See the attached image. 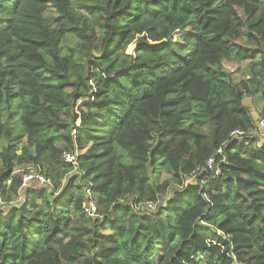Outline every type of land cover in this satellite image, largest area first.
<instances>
[{
  "label": "trees",
  "instance_id": "16d2710c",
  "mask_svg": "<svg viewBox=\"0 0 264 264\" xmlns=\"http://www.w3.org/2000/svg\"><path fill=\"white\" fill-rule=\"evenodd\" d=\"M246 97L264 0H0V264H264V138H229ZM34 165L52 186L22 188Z\"/></svg>",
  "mask_w": 264,
  "mask_h": 264
},
{
  "label": "built area",
  "instance_id": "2783aa9c",
  "mask_svg": "<svg viewBox=\"0 0 264 264\" xmlns=\"http://www.w3.org/2000/svg\"><path fill=\"white\" fill-rule=\"evenodd\" d=\"M262 132H264V118H259L257 124L255 125V127L249 129V130H241V129H235L230 133V138L231 139H235L238 138V136H247V135H258L261 134ZM222 150H218L217 154H221ZM65 161L67 163H70L73 166V170H78V166H77V158L75 157L74 154L71 153H66L65 154ZM215 157H212L208 160L207 165L209 167H213V165L215 164ZM19 172L23 173V186L22 188L25 189L27 188V186H29V182L32 179H36L38 180L40 183L45 184V185H51V181L46 177V175L43 173L42 169L39 166H28L27 168H21L19 170H17ZM8 183H11V179L8 181ZM85 193L87 196V201L84 204V210L86 213H88L90 216L96 217L99 215V210H98V206L96 204V202L92 199V186H87L85 188ZM1 198V196H0ZM22 196L20 197V200H22ZM144 208L148 209V210H153L156 208V204L155 203H146Z\"/></svg>",
  "mask_w": 264,
  "mask_h": 264
},
{
  "label": "rangeland",
  "instance_id": "374dc122",
  "mask_svg": "<svg viewBox=\"0 0 264 264\" xmlns=\"http://www.w3.org/2000/svg\"><path fill=\"white\" fill-rule=\"evenodd\" d=\"M133 50H134V46H130L128 48V52H133ZM247 64H248V62H246V61L239 63V62H231V61H228L227 60V61H225L224 66H225V68H226L227 71L231 72V74H232V76H233L234 79L241 80V79H243V78L246 77V74H247V71H246ZM244 103L250 106V109H251L252 113L254 114L255 119H256V123H257L258 119L261 117L260 110L263 109V105L264 104L261 103L256 98H250V97H246L244 99ZM257 137L264 138V132H262ZM78 173H79V171L77 170V171H74L71 175H76ZM167 177H168V175L165 174L163 176V179H166ZM187 180L192 181V180H194V177L193 176L188 177ZM39 183L40 182L38 180H36V179H32L29 182L30 185H35V186L43 185L42 183H40V184ZM46 186H52V185H46ZM15 202H18V201H15ZM161 202H162V200H160L159 203H161ZM12 204H9L8 203L6 205L7 207H3L4 210H9V208H11Z\"/></svg>",
  "mask_w": 264,
  "mask_h": 264
},
{
  "label": "clouds",
  "instance_id": "9594fccd",
  "mask_svg": "<svg viewBox=\"0 0 264 264\" xmlns=\"http://www.w3.org/2000/svg\"><path fill=\"white\" fill-rule=\"evenodd\" d=\"M260 118H262V117H260ZM258 122V121H257ZM257 124V123H256ZM229 138H230V135H229ZM231 139V138H230ZM236 139V138H235ZM76 157V156H75ZM70 164V163H69ZM71 165V164H70ZM35 166V165H34ZM42 169V168H41ZM42 171H43V173H44V170L42 169ZM75 171H77V170H75ZM78 171H79V173L78 174H76V175H71L73 172H74V170H72L70 173H69V175H68V177H71V176H78L79 174H80V170L78 169ZM67 177V178H68ZM49 179V178H48ZM50 180V179H49ZM51 181V180H50ZM43 185H45V184H43ZM91 186H92V184H90ZM89 185V186H90ZM86 188V187H85ZM84 193H85V189H84ZM85 196H86V193H85ZM86 198H87V196H86ZM86 201H87V199H86ZM86 201H85V203H86ZM84 203V204H85ZM146 203H148V202H146ZM145 203V204H146ZM150 203H152V202H150ZM145 204H143V205H141L140 206V204H139V206H137V208L139 209H144V210H148V209H146V208H144V206H145ZM156 204V207H157V205H158V203H155ZM83 209H84V205H83ZM156 209V208H155ZM155 209H153V210H155ZM153 210H148V211H153ZM85 211V210H84ZM88 214V213H87ZM89 215V214H88ZM90 216V215H89ZM99 216V215H98ZM98 216H96V217H98ZM91 217H93V216H91Z\"/></svg>",
  "mask_w": 264,
  "mask_h": 264
}]
</instances>
